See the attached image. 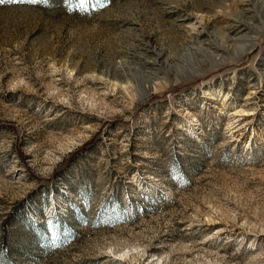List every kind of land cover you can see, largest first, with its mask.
<instances>
[{
    "label": "rangeland",
    "instance_id": "1",
    "mask_svg": "<svg viewBox=\"0 0 264 264\" xmlns=\"http://www.w3.org/2000/svg\"><path fill=\"white\" fill-rule=\"evenodd\" d=\"M0 264H264V0H0Z\"/></svg>",
    "mask_w": 264,
    "mask_h": 264
}]
</instances>
